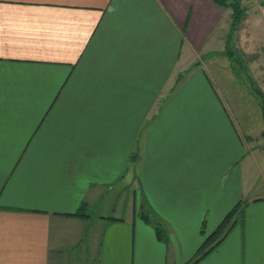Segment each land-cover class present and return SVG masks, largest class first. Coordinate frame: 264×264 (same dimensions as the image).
Returning <instances> with one entry per match:
<instances>
[{
    "label": "crops",
    "instance_id": "obj_1",
    "mask_svg": "<svg viewBox=\"0 0 264 264\" xmlns=\"http://www.w3.org/2000/svg\"><path fill=\"white\" fill-rule=\"evenodd\" d=\"M231 12L212 0H0V264L89 251L90 213L134 166L135 210L104 218L97 264H187L242 204L198 264H264V127L244 133L247 95L262 104L250 72L229 69ZM253 18L264 51V13ZM84 203L89 217L74 216Z\"/></svg>",
    "mask_w": 264,
    "mask_h": 264
},
{
    "label": "rangeland",
    "instance_id": "obj_2",
    "mask_svg": "<svg viewBox=\"0 0 264 264\" xmlns=\"http://www.w3.org/2000/svg\"><path fill=\"white\" fill-rule=\"evenodd\" d=\"M263 1L264 0H253L250 2H244V5L248 9V13H249L248 15L250 16L247 19H245L243 23L241 24V27L239 28V31H238L239 38H237L238 40L237 42H238V46L241 48V51H243L245 59H243L240 62L241 66L235 63L234 61H230L231 63L232 62L233 63H232V67H229L230 70L231 69L234 70V68L235 69L239 68L246 72L249 71L252 78L255 79L254 83L256 87H258L259 89L264 88L263 86L264 85V51L262 48L263 43L261 42L262 41L261 36H262L263 30L260 26H258L257 21H254L253 17L257 18V15L261 11L264 13V10L261 9L260 11L261 3ZM229 24H230V20H229ZM242 33L245 36L243 40H241ZM214 60L215 62L211 63L212 64L211 67L214 71L220 70L222 72V70L225 69V67H227L226 66V62H227L226 56L219 55ZM202 63L203 64L209 63V61L206 59L205 56L203 57ZM235 75H236L235 77H238L237 74ZM190 76L191 74L187 78H189ZM246 76L244 75L245 80L250 81V79L246 78ZM228 83L231 86L235 94L241 95L240 94L241 92L238 91L239 90L238 85H236V83L233 81L232 78L229 80ZM245 90H247V87H245ZM253 93L255 92L253 91ZM248 100H251V104H249ZM256 102H257L256 97H254L252 93H249V95H247V99L245 100V103L249 104L248 109L251 114V121L247 125V128L249 130L247 129L244 130L245 135L248 136L247 137L248 141H252V139H256L257 136L259 135L258 131L260 130V128L264 127V116H263L261 108L258 110L257 107L253 108L252 106V103H256ZM231 109L232 111L231 110L230 111L234 115H236L237 113L239 114L241 111H244V110L246 111V107L244 106L239 107L238 105H234ZM262 148H264V146H262ZM136 169L137 168H135L134 166L129 171L126 169L125 172L120 174L116 187L113 188V190L110 192L108 197H106V201H104L102 205L92 210V212L90 213L91 220H90L89 237L86 242V244L89 246L88 247L89 251L83 254H80L78 251L72 252L70 255H68L69 263L67 262V264H97L98 247H99L98 244L101 239V235L99 234V231L103 228L105 224L104 218L106 217H118V218L128 217L135 210L136 203L134 202V192H135V189H138L139 187L137 186V184L132 185V178H133L132 172L134 173L135 171H137ZM127 171H128V175L124 177ZM242 207H243V204L240 207L241 210H242ZM198 250L199 249L188 252L189 257H192V258L190 261H188L187 264H190L192 261L195 260V258L198 255L197 253Z\"/></svg>",
    "mask_w": 264,
    "mask_h": 264
},
{
    "label": "trees",
    "instance_id": "obj_3",
    "mask_svg": "<svg viewBox=\"0 0 264 264\" xmlns=\"http://www.w3.org/2000/svg\"><path fill=\"white\" fill-rule=\"evenodd\" d=\"M217 6L222 9H231V31L227 38V45H226V54L229 58L234 59V61L240 62L241 60L235 57V53L231 48V42L234 40V37L239 33V28L241 24L246 19L248 14V9L244 5V2H250L253 0H212ZM261 6L264 7V1L261 3ZM253 82V81H252ZM254 83V82H253ZM252 90L261 100L262 106V113L264 116V92L256 87L255 83L252 84ZM264 136V132H263ZM88 205L84 203L81 205L80 209L74 216L77 217H89L87 211ZM144 219L146 222L154 224L157 235L159 239L166 240L165 231L160 227L158 222H155L154 219L151 218L149 214H144ZM109 221L118 220L115 217L107 218ZM242 220V210L240 209V205L236 206L232 211L228 213V215L224 218L222 223L218 226V228L206 238L204 244L198 251V255L194 261L190 264H197L202 259H204L213 249H215L228 233L232 230V228Z\"/></svg>",
    "mask_w": 264,
    "mask_h": 264
}]
</instances>
